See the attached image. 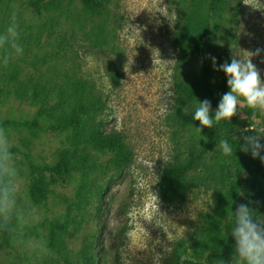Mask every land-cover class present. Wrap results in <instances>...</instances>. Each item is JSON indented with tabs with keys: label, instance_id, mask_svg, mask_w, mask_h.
I'll list each match as a JSON object with an SVG mask.
<instances>
[{
	"label": "rangeland",
	"instance_id": "obj_1",
	"mask_svg": "<svg viewBox=\"0 0 264 264\" xmlns=\"http://www.w3.org/2000/svg\"><path fill=\"white\" fill-rule=\"evenodd\" d=\"M104 2L103 9H93L82 0H0V34L15 17L23 49L22 55L0 49V126L16 149L23 202L40 217L17 242L0 233V264H62L80 259L85 246L98 264L205 262L209 238L219 243L230 235L231 209L250 179L238 159L219 148L228 138L215 144L172 202L162 198L168 169L185 165L214 139L209 128L198 132L192 118L198 100H205L196 90L200 62L177 68L174 41L194 1ZM221 23L207 50L216 60H246L247 52L261 50L252 62L264 80V0H229ZM235 25L238 46L227 37ZM32 84L54 90L43 113L31 99ZM75 91L101 99L103 108L89 126L120 135L127 165L116 167L120 150L82 144L78 150L89 155L88 167L64 180L49 170L63 150L74 148L72 128L61 127L56 105ZM240 115L246 118L242 110ZM249 127L264 128V113L236 123L230 134L251 135ZM34 170L47 190L40 201L31 194ZM54 233L58 250L50 246ZM29 238L46 243L47 255L38 257Z\"/></svg>",
	"mask_w": 264,
	"mask_h": 264
},
{
	"label": "trees",
	"instance_id": "obj_2",
	"mask_svg": "<svg viewBox=\"0 0 264 264\" xmlns=\"http://www.w3.org/2000/svg\"><path fill=\"white\" fill-rule=\"evenodd\" d=\"M83 3L93 9H103L104 0H82ZM188 16L177 35L174 45L177 55V68L183 69L200 62V67L195 72L196 90L201 98L209 99L212 109H216L223 94L229 91L227 86V77L224 72L216 70L225 62L231 63L229 59L216 60L215 68L213 65L210 49L214 33L222 27L221 19L228 10L229 0H193ZM38 6V5H37ZM235 21L236 18H233ZM217 20L219 22H217ZM227 37L231 43L238 46L237 26L230 27L227 31ZM11 79L16 80L15 74ZM112 83L115 87L120 84V75L112 76ZM26 91V90H25ZM53 89L46 85L32 84L31 99L41 106V113L46 107L51 106ZM55 93V92H54ZM82 94L73 92L72 94H60V103L56 105L59 118L62 120L63 129L66 126L72 128L73 137L71 142L74 145L72 150H63L60 154V161L49 170L63 179L74 171H79L88 167L89 155L81 152L78 147L82 144L95 146L99 152L117 151L122 154L115 157L117 168L122 164L130 162L129 154L124 151L122 138L117 133H101L95 128L89 126L94 113L102 110V101L91 93ZM243 111L246 118L241 119L240 111ZM231 121H221L210 130L214 137L210 146L204 148L200 153L182 166H172L168 169L167 179L163 186L162 198L166 202H172L182 188L183 181L197 168L198 164L213 151L215 144L222 138H228L229 144L232 145L233 155L238 159V165L241 171L249 176V187L244 192L240 202L249 204L258 213L257 218H262L264 213V162L259 158H253L250 152L240 150V145L244 143L242 137H235L230 134L232 127L239 123L245 125L251 119L252 112L245 104ZM259 113V112H258ZM257 113V115H258ZM65 124V125H64ZM16 153V149H11ZM264 155V152L261 153ZM44 178L39 176L37 171H33V185L31 188L32 197L38 201L46 199L47 190L43 188ZM85 201V199L83 200ZM232 220L230 224V230ZM57 243V234L51 237V248L58 250L60 247ZM210 252L207 254L205 262L186 261V264H218V260L223 258L226 262L230 260L234 251L235 241L231 234L226 240L215 242L211 237L208 240ZM61 263V262H60ZM62 264H98L95 255L86 246L82 251L80 259L71 261L65 260Z\"/></svg>",
	"mask_w": 264,
	"mask_h": 264
},
{
	"label": "clouds",
	"instance_id": "obj_3",
	"mask_svg": "<svg viewBox=\"0 0 264 264\" xmlns=\"http://www.w3.org/2000/svg\"><path fill=\"white\" fill-rule=\"evenodd\" d=\"M18 37V25L13 17L6 32L0 34V49L7 46L16 55H22L23 49L17 43ZM260 51L247 52L246 60L233 56L231 63L225 62L216 69L225 73L229 91L222 95L214 113L209 100H198L192 114L193 120L199 122L200 126L196 127L198 132L201 133L203 128L212 129L221 121L229 123L238 114L241 104L251 110L252 120L256 119L258 112L264 113V80L252 62V56L259 55ZM212 61L215 68V57H212ZM4 62L7 64V56ZM245 132L253 134L242 137L244 143L240 145V150L250 152L253 158L264 162V155H261L264 144L260 143L264 137V128L249 127ZM219 148L225 156L233 154L232 145L227 140H221ZM11 149L7 132L0 126V233H7L13 242H17L18 237H24L29 229L39 224L40 217L35 209L27 207L23 202L19 170ZM257 213L253 207L244 203L237 205L235 211L231 209L230 234L235 241L234 251L229 261L220 258L218 264H264V218L258 219ZM28 244L38 257L47 255L46 243L29 238ZM155 264H159L158 258Z\"/></svg>",
	"mask_w": 264,
	"mask_h": 264
}]
</instances>
